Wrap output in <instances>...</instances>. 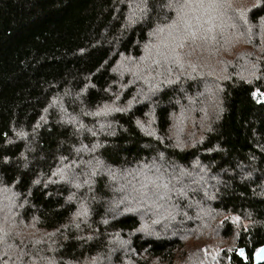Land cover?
Returning a JSON list of instances; mask_svg holds the SVG:
<instances>
[{"label": "trees", "instance_id": "1", "mask_svg": "<svg viewBox=\"0 0 264 264\" xmlns=\"http://www.w3.org/2000/svg\"><path fill=\"white\" fill-rule=\"evenodd\" d=\"M140 2L0 0V215L29 231L0 223V264H254L264 246V0H217L172 84L142 57L185 0L130 24ZM106 104L124 111L90 115ZM142 173L171 181L167 212Z\"/></svg>", "mask_w": 264, "mask_h": 264}, {"label": "snow or ice", "instance_id": "2", "mask_svg": "<svg viewBox=\"0 0 264 264\" xmlns=\"http://www.w3.org/2000/svg\"><path fill=\"white\" fill-rule=\"evenodd\" d=\"M131 11L128 15V22L135 23L139 19L138 13L142 14L144 12V7L142 5V0L136 5L129 6ZM217 7V0H185V3L180 5L177 9V19L174 20L171 24L165 25L164 27L157 26L156 29L150 33L151 36L160 37L162 34L167 32L166 37L161 40L159 44L146 45L145 46V57L142 59H151V63L147 66L149 70H152L155 66L156 79L163 76V80H159V83H168L172 84L176 81L173 80V66L183 70L185 67L183 57L180 52L177 51L179 48H183L185 43L191 40L195 42L197 39H200L205 42H209L215 39L214 29L218 27L215 23L217 17L213 14V11ZM185 9H190L191 13L185 11ZM198 10H201L198 12ZM235 27V25H232ZM154 49V51H153ZM191 67V65H189ZM143 71V69H141ZM135 74V73H134ZM145 83H149V78H145ZM158 89V84H150L149 91H154ZM132 100L128 101V105H132ZM124 109L119 107H112L109 105H104L103 108L97 110L94 113H90L93 116H108L113 112H123ZM43 119V118H42ZM138 126L143 128V125L140 124V121L136 122ZM103 127V125H102ZM151 135V131L148 132ZM17 135L23 137L25 134L23 131L17 133ZM95 135V133H93ZM148 171H151L152 168L156 169V172L159 173L160 169L158 166L153 164L151 168L145 166ZM167 171V170H165ZM145 177L144 181L141 182V187L136 189L139 193L141 202H144L149 207L160 211L164 209L167 212L165 203L169 191V182H165L164 173L159 175L147 176L146 173H142ZM53 175H59L61 179H67V173L64 169H57ZM79 187V185H76ZM170 214V213H169ZM77 215H87V211L81 205V211ZM240 217H234L233 223H238ZM246 230V229H245ZM239 255L243 256V250H239ZM257 259L264 257V248H260L256 253Z\"/></svg>", "mask_w": 264, "mask_h": 264}, {"label": "rangeland", "instance_id": "3", "mask_svg": "<svg viewBox=\"0 0 264 264\" xmlns=\"http://www.w3.org/2000/svg\"><path fill=\"white\" fill-rule=\"evenodd\" d=\"M66 172H68V169H67V171ZM69 173V172H68ZM67 173V174H68ZM69 175V174H68ZM74 177L75 176H73L72 178H71V181H73V184L71 185V186H73V187H77L76 185H78L77 184V181H74ZM59 180L60 181H62L61 180V177L59 178ZM2 202V200L0 199V203ZM4 202V201H3ZM10 206V203H8L6 206H5V208H4V211H1L2 213H3V215H0V223H5L6 222V224L8 225V227H9V231H14V229L15 230H20V231H24V233L25 232H29V231H27L26 229H25V226H24V223H23V220H22V218H21V216L19 215V209H16V208H14V207H12V208H9V209H7L8 207ZM7 209V210H6ZM6 210V211H5ZM81 211V210H80ZM4 212H6L5 213V215H4ZM2 217V218H1ZM29 230L31 229V228H28ZM33 231H36V229H33Z\"/></svg>", "mask_w": 264, "mask_h": 264}, {"label": "water", "instance_id": "4", "mask_svg": "<svg viewBox=\"0 0 264 264\" xmlns=\"http://www.w3.org/2000/svg\"><path fill=\"white\" fill-rule=\"evenodd\" d=\"M261 248H264V246L263 247H261ZM243 250V253H245V250L244 249H242ZM241 256V255H240ZM253 261H254V264H263V262H264V257H261L260 259H257V257H256V254L254 255V258H253Z\"/></svg>", "mask_w": 264, "mask_h": 264}]
</instances>
